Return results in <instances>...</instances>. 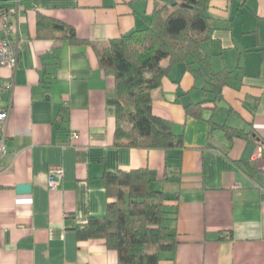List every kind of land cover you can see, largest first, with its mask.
Segmentation results:
<instances>
[{"label": "crops", "instance_id": "0c3cea01", "mask_svg": "<svg viewBox=\"0 0 264 264\" xmlns=\"http://www.w3.org/2000/svg\"><path fill=\"white\" fill-rule=\"evenodd\" d=\"M12 1L0 0V7ZM169 1L36 0L30 8L21 2L13 37L23 48L17 68L1 72L13 87L3 95L11 114L0 176V264H119L116 251L102 241H79L75 228L107 213L105 173L143 168L177 198L167 224L180 244L161 264H264V0H214L212 40L194 63L204 74L180 64L153 92L154 114L184 137L178 149L117 146L107 104L115 79L103 72L93 47L65 42L55 52L56 41L38 38L41 13L106 47L146 29ZM54 62L56 80L46 89L42 79ZM225 69L232 80L224 100L216 109L206 104L202 119L187 116L185 106L214 99L207 80ZM223 126L254 136L231 141ZM246 162L255 164L254 176ZM51 167L65 170L57 190L49 187ZM20 185L31 191L19 193Z\"/></svg>", "mask_w": 264, "mask_h": 264}, {"label": "trees", "instance_id": "16d2710c", "mask_svg": "<svg viewBox=\"0 0 264 264\" xmlns=\"http://www.w3.org/2000/svg\"><path fill=\"white\" fill-rule=\"evenodd\" d=\"M22 1L27 8L36 2ZM213 1L171 0L154 11L146 29L114 39L106 47L81 40L72 26L39 13L38 38L56 41L55 52L65 42L93 47L103 72L115 79L107 104L116 119L117 146L183 148V135L175 132L170 121L154 114L153 92L162 87L164 79L180 64H186L192 73L204 74L203 68L196 69L194 63L203 45L212 40L209 10ZM57 34H61V38H57ZM56 59L55 55L53 61ZM165 59H168L167 67L161 66ZM51 66V75L42 79L46 89L56 80L57 62ZM231 80L229 70L215 73L211 81L207 80V93L214 99L185 106L186 115L199 120L203 118L206 104L212 103L216 109L224 100L223 90ZM67 111L63 108L59 112L61 123ZM222 129L231 141L254 136L252 131L246 133L228 126ZM242 165L250 176L255 175V164ZM166 174L165 183L169 178ZM103 182L109 199L107 213L77 226V239L102 241L108 250L119 254V264H161L165 255H174L180 234L167 223L176 215L171 203L177 198L161 186L156 174L147 168L119 170L105 173Z\"/></svg>", "mask_w": 264, "mask_h": 264}, {"label": "built area", "instance_id": "2783aa9c", "mask_svg": "<svg viewBox=\"0 0 264 264\" xmlns=\"http://www.w3.org/2000/svg\"><path fill=\"white\" fill-rule=\"evenodd\" d=\"M21 0H13L11 5L0 7V176L3 173L2 162L7 155V125L11 107L3 105V95L13 87L11 82L3 81V70L14 71L17 68L19 53L23 42L14 39L16 26L14 17L20 11ZM65 178L62 167H51L49 170V187L52 190L61 188Z\"/></svg>", "mask_w": 264, "mask_h": 264}, {"label": "water", "instance_id": "95a60500", "mask_svg": "<svg viewBox=\"0 0 264 264\" xmlns=\"http://www.w3.org/2000/svg\"><path fill=\"white\" fill-rule=\"evenodd\" d=\"M19 193H28L31 191L30 185H20L17 187Z\"/></svg>", "mask_w": 264, "mask_h": 264}, {"label": "rangeland", "instance_id": "374dc122", "mask_svg": "<svg viewBox=\"0 0 264 264\" xmlns=\"http://www.w3.org/2000/svg\"><path fill=\"white\" fill-rule=\"evenodd\" d=\"M166 65V62L163 60L162 63H161V66H165Z\"/></svg>", "mask_w": 264, "mask_h": 264}]
</instances>
